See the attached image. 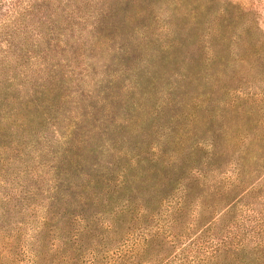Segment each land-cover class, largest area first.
Instances as JSON below:
<instances>
[{
    "label": "rangeland",
    "instance_id": "obj_1",
    "mask_svg": "<svg viewBox=\"0 0 264 264\" xmlns=\"http://www.w3.org/2000/svg\"><path fill=\"white\" fill-rule=\"evenodd\" d=\"M50 1L0 43V264H181L233 201L263 225L264 0H72L61 44Z\"/></svg>",
    "mask_w": 264,
    "mask_h": 264
},
{
    "label": "trees",
    "instance_id": "obj_2",
    "mask_svg": "<svg viewBox=\"0 0 264 264\" xmlns=\"http://www.w3.org/2000/svg\"><path fill=\"white\" fill-rule=\"evenodd\" d=\"M37 1L40 0H17L16 2L0 0V18L1 21H3L0 24V43L2 42L8 45L15 36L23 37L24 41H29L30 38L27 37V29L30 27L33 29L40 26V23L38 26L33 23V19L42 14H36L42 12V7L37 4ZM42 1L47 2L49 7L52 3L50 0ZM122 1L124 0H115V3H112V5L119 6L122 4ZM125 1L128 2V6L138 5L141 2H138L139 0ZM60 2L61 6L56 9L58 11L55 13L52 12L54 15V21H57L52 30V42L58 41V43L61 44L59 37L56 39L54 38L55 35H58L59 33L60 25H69L71 18L80 22H87L90 18L88 17L87 19H84L80 16L72 17L71 14L74 8L71 6H74V2L72 0H63ZM44 6L46 5L44 4ZM49 7L47 6L48 10ZM5 10L6 12H4ZM120 11L121 10L118 12H105L107 25L102 27L98 32L101 39L108 37L107 40H110L112 35L114 38L117 37L115 33L120 34L115 23L119 18ZM63 19H66L67 23L63 24ZM29 22L31 25H29ZM105 31L108 35L104 34ZM89 34L93 39V35L91 33ZM38 36L45 37L46 35L44 36L42 33H39ZM46 37H48V35ZM65 42L67 41H62V45H64ZM67 50L68 49H66V51ZM20 54H22V52H20ZM69 62L72 63L70 58ZM243 195L244 193L240 195L239 198ZM234 202L235 201L227 204L222 210H220L219 215L223 217L225 221L222 223L211 221L205 226L204 232L207 235V240L205 241L206 246L199 250L197 246L194 245L196 246L195 251H193L196 254L195 257L191 259L181 258V264H264V224L262 225V223H260L259 226L252 227L251 230L253 234L249 233L248 228L243 226L239 221L240 216L237 215ZM257 234L260 235L259 238L255 236ZM124 259L125 258H123V260Z\"/></svg>",
    "mask_w": 264,
    "mask_h": 264
}]
</instances>
